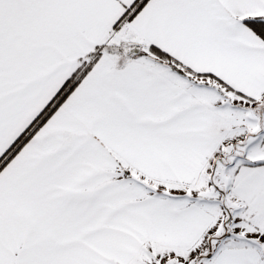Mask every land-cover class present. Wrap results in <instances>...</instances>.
Masks as SVG:
<instances>
[{
	"label": "snow or ice",
	"instance_id": "obj_1",
	"mask_svg": "<svg viewBox=\"0 0 264 264\" xmlns=\"http://www.w3.org/2000/svg\"><path fill=\"white\" fill-rule=\"evenodd\" d=\"M0 264H264V0H0Z\"/></svg>",
	"mask_w": 264,
	"mask_h": 264
}]
</instances>
